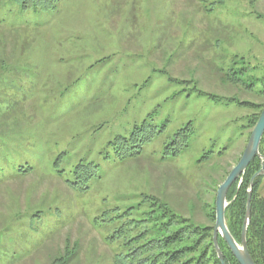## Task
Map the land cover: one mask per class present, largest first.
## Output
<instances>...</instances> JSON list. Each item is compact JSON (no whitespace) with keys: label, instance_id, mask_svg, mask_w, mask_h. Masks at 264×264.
I'll list each match as a JSON object with an SVG mask.
<instances>
[{"label":"rangeland","instance_id":"374dc122","mask_svg":"<svg viewBox=\"0 0 264 264\" xmlns=\"http://www.w3.org/2000/svg\"><path fill=\"white\" fill-rule=\"evenodd\" d=\"M217 1L0 10V264H52L67 250L71 264H113L111 231L95 219L144 194L215 229L217 191L264 106V0ZM144 121L158 135L143 152L105 160ZM185 128L182 151L165 154ZM59 158L64 170L94 162L99 175L73 188ZM256 180L264 197V174Z\"/></svg>","mask_w":264,"mask_h":264},{"label":"trees","instance_id":"16d2710c","mask_svg":"<svg viewBox=\"0 0 264 264\" xmlns=\"http://www.w3.org/2000/svg\"><path fill=\"white\" fill-rule=\"evenodd\" d=\"M8 1L19 12L38 16L57 11L61 3V0H0V10L8 6ZM223 2L224 0H220L216 3ZM11 29L19 32L18 28ZM256 108L260 112L253 118L252 128L257 124L264 106ZM149 125L148 121H144L129 138L118 137L110 142L111 154L105 160L122 163L128 158L139 156L146 145L158 135V132L149 129ZM189 129L185 128L177 133L173 142L165 148V154L178 155L182 151V144L189 137ZM260 153L264 157V136ZM53 167L59 176H66L68 185L82 191L89 189L100 171L98 164L84 161L64 170L61 158L54 162ZM260 168L261 160L255 158L242 177L240 187L239 180L227 196L230 202L226 209L227 226L239 243L246 215L249 183ZM24 171L27 173L28 170ZM257 186L258 180L254 183L247 243L255 263L264 264V197L258 195ZM211 216L215 221V207ZM95 224L111 231L107 240L114 246L113 264H221L214 246V227L200 225L194 218L172 210L166 202L149 194L142 195L139 203L124 210L118 206L104 210L95 219ZM220 243L227 251L226 263L239 264L221 238ZM71 251L67 250L65 254L55 257L52 264H71L75 254Z\"/></svg>","mask_w":264,"mask_h":264},{"label":"water","instance_id":"95a60500","mask_svg":"<svg viewBox=\"0 0 264 264\" xmlns=\"http://www.w3.org/2000/svg\"><path fill=\"white\" fill-rule=\"evenodd\" d=\"M264 136V109L254 127L245 151L231 170L225 181L217 191L215 208L214 245L221 264H226L225 256L219 247L218 238L221 237L239 264H256L253 260L247 243L248 229L251 220V204L253 198L254 183L257 178L264 174V157L260 153L261 141ZM255 158L261 160V170L254 174L249 183L246 215L243 222L241 242L239 243L231 234L226 222V209L228 207L227 196L232 186L239 181L247 171Z\"/></svg>","mask_w":264,"mask_h":264}]
</instances>
